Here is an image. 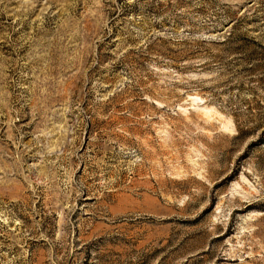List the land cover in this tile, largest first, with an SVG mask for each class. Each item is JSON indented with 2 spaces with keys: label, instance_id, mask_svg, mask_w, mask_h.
Here are the masks:
<instances>
[{
  "label": "rangeland",
  "instance_id": "1",
  "mask_svg": "<svg viewBox=\"0 0 264 264\" xmlns=\"http://www.w3.org/2000/svg\"><path fill=\"white\" fill-rule=\"evenodd\" d=\"M0 264H264V0H0Z\"/></svg>",
  "mask_w": 264,
  "mask_h": 264
}]
</instances>
